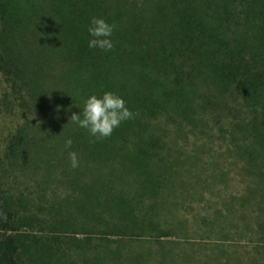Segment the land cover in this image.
<instances>
[{
    "label": "rangeland",
    "instance_id": "rangeland-1",
    "mask_svg": "<svg viewBox=\"0 0 264 264\" xmlns=\"http://www.w3.org/2000/svg\"><path fill=\"white\" fill-rule=\"evenodd\" d=\"M13 46L34 63L24 67L40 85L31 99L0 72V190L15 213L20 264H264V176L226 134L150 119L166 175L137 174L68 123L88 95L124 91L110 65L108 75L106 65L88 72L78 61L45 56L46 42L31 32L17 34ZM69 151L78 154L77 168ZM116 196L126 200L122 206L112 203ZM125 209L134 210V221L148 213L137 221H146L140 236L111 231Z\"/></svg>",
    "mask_w": 264,
    "mask_h": 264
},
{
    "label": "trees",
    "instance_id": "trees-1",
    "mask_svg": "<svg viewBox=\"0 0 264 264\" xmlns=\"http://www.w3.org/2000/svg\"><path fill=\"white\" fill-rule=\"evenodd\" d=\"M93 16L115 24L108 52L87 46ZM29 32L46 42L45 56L78 61L88 72L109 64L123 86L118 94L133 117L111 136L92 138L95 151L108 146L122 167L130 162L137 174L165 176L161 137L149 128L150 119L166 117L200 133L223 132L249 169L264 176V0H0V72L33 99L40 85L29 80L24 61L33 62L13 46L17 34ZM125 201L116 196L112 203ZM133 211L121 213L111 231L144 233L146 221H137L148 213L134 221ZM19 253L15 213L0 190V264H20Z\"/></svg>",
    "mask_w": 264,
    "mask_h": 264
},
{
    "label": "clouds",
    "instance_id": "clouds-1",
    "mask_svg": "<svg viewBox=\"0 0 264 264\" xmlns=\"http://www.w3.org/2000/svg\"><path fill=\"white\" fill-rule=\"evenodd\" d=\"M114 30V23H109L103 17H91L86 29L90 37L87 40L88 48L100 49L104 52L110 51L114 47L112 40ZM79 109V113L71 114L68 123L85 129L90 137L97 140L111 136L114 129L119 127L123 121L133 117V112L127 106L125 99L114 91H102L99 94L88 95L83 101V106ZM72 145L71 136L65 137L64 147L70 149ZM68 156L71 167L77 168L79 166L77 152L69 151Z\"/></svg>",
    "mask_w": 264,
    "mask_h": 264
}]
</instances>
